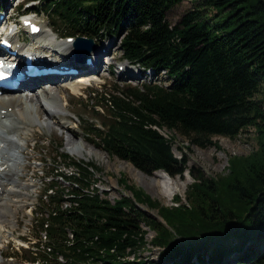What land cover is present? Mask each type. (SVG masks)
<instances>
[{
    "label": "trees",
    "instance_id": "16d2710c",
    "mask_svg": "<svg viewBox=\"0 0 264 264\" xmlns=\"http://www.w3.org/2000/svg\"><path fill=\"white\" fill-rule=\"evenodd\" d=\"M33 1L64 36L119 37L123 60L165 74L168 86L99 93L89 109L103 120L92 118L97 122L88 133L108 155L145 175L188 174L192 183L186 203L176 196L168 207L121 175L117 182L130 197L112 203L96 187L99 168L61 154L76 172L56 168L48 176L42 195L48 211L38 213V235L27 253L61 258L60 264H220L236 254L237 264H264V0H194L196 9L176 26L167 12L184 0ZM243 132L253 133L255 148L229 156L224 175L188 168L186 153L177 158L172 151L175 134L203 148L217 147L215 136L236 139ZM144 228L154 234L149 243ZM148 245L158 250L156 261L140 258Z\"/></svg>",
    "mask_w": 264,
    "mask_h": 264
},
{
    "label": "rangeland",
    "instance_id": "374dc122",
    "mask_svg": "<svg viewBox=\"0 0 264 264\" xmlns=\"http://www.w3.org/2000/svg\"><path fill=\"white\" fill-rule=\"evenodd\" d=\"M0 6H5V11L0 13L3 18L6 17L5 21L13 22L32 7L36 9L37 4L32 0H0ZM195 9L194 0H184L167 12L166 20L171 26H176L183 16ZM213 14V11L209 12L208 18ZM35 19L41 23L40 37H31L25 44L21 42V37L25 34L20 32L15 36L16 42L18 41L25 48L33 46L34 50L38 49L36 46L39 45L47 46L45 54L52 58L64 56L66 49L64 39L56 38V35L50 32L47 28L49 24L47 17L43 13H38ZM54 29L58 35L63 34V28L60 25H55ZM96 47L102 52V55H98L102 69L99 70L100 72L93 71L94 74L89 75L91 81L81 92L72 94L67 85H74L78 78L69 79L63 81L64 84L57 85L58 89L51 85L43 88L42 84L38 86L37 91H34L37 93L33 91L28 95L14 93L15 99H21L22 104L20 103L19 106L8 108L5 104V106L0 105V175L8 176V178H0V212L6 215L5 218L0 219V264H60L59 259V262L55 261L51 256L48 257L50 261L26 262L35 256L24 253L20 248H26L36 242L34 240L39 231L36 226L39 220L38 213L48 211V206L42 202L45 199L42 198L44 192L42 190L48 180H42V177L53 175V169L56 168L59 172L68 175L71 172L70 169H65L64 161L58 158L61 154L67 155L75 162L92 163L99 168L101 172L94 174L97 181L96 187L99 195L110 202L124 194L130 196L117 182L123 175L129 184L135 185L162 205L174 206L173 198L176 196L186 203L184 194L187 186L192 183L188 174H184L183 178L171 179L177 180V192L170 198L169 190H165L164 187L150 194L140 185L144 186L145 183L158 180L155 173L150 176L145 175L130 163L108 155L96 145L97 141L88 133V125L95 122L91 118L97 117L89 107L93 101H97L99 93L113 92L116 89L125 90V88L141 89L142 85L154 82L163 86L170 84L164 73L157 76L149 72L144 74L141 68L123 61L119 51V37H105L97 42ZM93 65L99 69V62L96 59L93 60ZM108 65H111V68L108 69ZM127 72L130 75L141 72V76L139 75L136 79L126 77ZM37 97L39 100H36ZM39 101L45 106V111L40 110ZM98 120L103 119L98 118ZM161 133L166 138L171 136V133L167 131ZM252 135V132H243L236 139L215 136L212 141L216 142L217 147L201 148L189 145L186 139L175 134L172 151L177 158L181 157V152L186 153L188 168L195 167L203 171L206 176L215 177L227 173L229 156H245L254 150L255 142ZM58 147L61 149L57 151ZM187 147L189 149H186ZM57 183L55 182L60 187H68L67 183ZM182 184L184 187L181 186ZM138 207L149 217L161 221L156 211L149 210L145 206ZM144 229L148 231L146 240L149 243L154 234ZM24 239L32 242H26ZM146 248L140 254V258L156 261L158 250L151 249L150 245ZM235 260L233 255L225 259L223 264H237Z\"/></svg>",
    "mask_w": 264,
    "mask_h": 264
},
{
    "label": "bare ground",
    "instance_id": "6f19581e",
    "mask_svg": "<svg viewBox=\"0 0 264 264\" xmlns=\"http://www.w3.org/2000/svg\"><path fill=\"white\" fill-rule=\"evenodd\" d=\"M5 19H6V17H4L2 20H0V24H2V22L3 21H5ZM9 20V19H8ZM3 26V25H2ZM24 30H27V29H25L24 28ZM5 33H7V28L5 29V31H4V34ZM0 34H1V32H0ZM40 35V32L37 34V35H35L34 37H38ZM6 36V35H5ZM33 37V38H34ZM40 37V36H39ZM42 37V36H41ZM43 38V37H42ZM10 44H11V51H17V52H20V51H23V50H25V49H23L24 48V46L23 45H21L20 43H18V41L16 42V38H15V36L14 35H12V34H10V36H7V39H6ZM24 40H26L25 38H24ZM23 46V47H22ZM69 46H71L70 44L69 45H67V47H69ZM47 46H44V45H39V46H36V48H38V49H33V46H32V48H27V51L28 52H31V51H34V52H37L38 53V55H41V51H43V52H46L45 51V48H46ZM66 47V46H65ZM67 47H66V49H67ZM74 47H76V45H74ZM41 49V50H40ZM100 52V53H99ZM92 55V54H91ZM93 55H94V57L93 56H91L92 58H93V60L94 59H96V61L97 62H99V69H97L96 68V66L95 65H93V63H92V65H91V67L90 68H87L86 67V65L83 63V62H81L80 60H79V58H76L75 60H73V61H70L69 60V62H67V63H74V64H76L80 69H83L84 70V73L81 75V77H79L78 78V80H77V82L74 84V85H70V84H68L67 86L71 89V91H72V94H77V93H79V92H81L83 89H84V87L86 86V85H88V83L91 81L90 79H89V75L90 74H94V72L95 71H98V72H100L99 70H101L102 69V67H101V65H100V60L98 59V55H102V52H101V49H95V50H93ZM108 66H110V65H108ZM94 71V72H93ZM141 74V72H138V74H132V75H130V73H126L125 75H126V77H132V78H134V79H136L139 75ZM141 76V75H140ZM69 80V79H68ZM41 81L42 80H39V79H37V80H33V81H28L27 83H25L24 84V86L25 87H27L28 89H29V91H37V90H35V88L36 87H38V86H40V84H42L41 83ZM64 80H56V79H51L50 81H49V83L51 84V86L52 87H55L56 89H58V87H56L57 85H59V84H61V83H65V82H63ZM28 83H31V84H28ZM33 83V84H32ZM73 84V83H72ZM22 87H23V85H22ZM43 88H44V86H42ZM60 88V87H59ZM43 91H45V90H43ZM42 91V92H43ZM48 91H51V90H48ZM32 92V93H33ZM34 93H37V92H34ZM20 94V93H19ZM42 94V93H41ZM43 94H46V93H44L43 92ZM35 97V96H34ZM61 98V97H60ZM63 100L62 101H64V98H62ZM27 100V99H26ZM25 100V101H26ZM36 100H39L38 99V97L36 98ZM22 104V102H21V99H15L14 98V95L13 96H11V95H4V96H1L0 97V105H2V106H5V105H7L8 106V108L9 107H13V106H19V105H21ZM5 104V105H4ZM26 104V103H25ZM38 105L40 106V110L41 109H43V111H45V106H43L42 105V103L39 101L38 102ZM48 105V104H47ZM23 124V123H22ZM21 124V125H22ZM3 125V124H2ZM18 127H19V125H18ZM28 127H29V125H28ZM32 127V126H31ZM12 128V127H11ZM20 128V127H19ZM155 176H156V178H158V180H156V181H154V182H151V183H145V185L143 186V185H140V186H142L146 191H148L150 194L154 191V190H158V189H161L162 187H164L165 188V190H169V192H168V197L170 198V196L171 195H173V194H175V192H177V190H176V187H177V180H171V179H169V177L168 176H166L165 175V173H162V172H158V173H156L155 172ZM0 178L1 179H3V178H8V176H7V174H5L4 176H2V175H0ZM182 187H184V184H182L181 185ZM5 216L6 215H4V214H2L1 212H0V219L1 218H5Z\"/></svg>",
    "mask_w": 264,
    "mask_h": 264
},
{
    "label": "water",
    "instance_id": "95a60500",
    "mask_svg": "<svg viewBox=\"0 0 264 264\" xmlns=\"http://www.w3.org/2000/svg\"><path fill=\"white\" fill-rule=\"evenodd\" d=\"M91 42H92L91 40H86L84 38H77L75 40V45H76V47H79V46H83L85 44H91Z\"/></svg>",
    "mask_w": 264,
    "mask_h": 264
},
{
    "label": "snow or ice",
    "instance_id": "6c2138e0",
    "mask_svg": "<svg viewBox=\"0 0 264 264\" xmlns=\"http://www.w3.org/2000/svg\"><path fill=\"white\" fill-rule=\"evenodd\" d=\"M0 67H2V65H0Z\"/></svg>",
    "mask_w": 264,
    "mask_h": 264
}]
</instances>
